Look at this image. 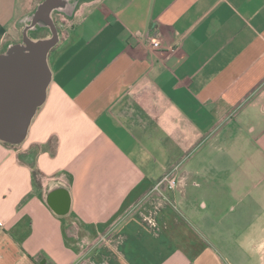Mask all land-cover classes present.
<instances>
[{
  "label": "crops",
  "instance_id": "crops-1",
  "mask_svg": "<svg viewBox=\"0 0 264 264\" xmlns=\"http://www.w3.org/2000/svg\"><path fill=\"white\" fill-rule=\"evenodd\" d=\"M41 1L0 0V52ZM61 1L45 100L0 140V264L264 251V0Z\"/></svg>",
  "mask_w": 264,
  "mask_h": 264
},
{
  "label": "water",
  "instance_id": "water-1",
  "mask_svg": "<svg viewBox=\"0 0 264 264\" xmlns=\"http://www.w3.org/2000/svg\"><path fill=\"white\" fill-rule=\"evenodd\" d=\"M61 0H42L29 16L20 42L10 43L0 52V140L18 145L24 141L32 117L45 100L51 81L48 56L58 41L51 17L62 9ZM36 24L49 27V37L32 39L26 32ZM55 206L62 202L54 201Z\"/></svg>",
  "mask_w": 264,
  "mask_h": 264
},
{
  "label": "rangeland",
  "instance_id": "rangeland-1",
  "mask_svg": "<svg viewBox=\"0 0 264 264\" xmlns=\"http://www.w3.org/2000/svg\"><path fill=\"white\" fill-rule=\"evenodd\" d=\"M62 17L60 14L56 15V19L59 21L57 22L60 30H64L65 26L61 24ZM65 22V21H63ZM21 25H19L20 27ZM23 28L20 29L19 36L17 41L22 40V32ZM39 35H49L50 33H46L45 31L41 33V30L37 33H31V37L35 39V37ZM51 56H49L50 58ZM221 248L222 253L230 259V264H264V251L260 248L259 245L253 246L252 244H235V245H224V246H217ZM230 251L232 255H229L227 252ZM86 264V263H82Z\"/></svg>",
  "mask_w": 264,
  "mask_h": 264
},
{
  "label": "built area",
  "instance_id": "built-area-1",
  "mask_svg": "<svg viewBox=\"0 0 264 264\" xmlns=\"http://www.w3.org/2000/svg\"><path fill=\"white\" fill-rule=\"evenodd\" d=\"M151 49L156 50L160 48L161 44L158 40L154 39L150 43ZM178 180L175 174L172 171H169L165 176L156 183L155 190H160L161 185L166 184L168 189H174L177 186Z\"/></svg>",
  "mask_w": 264,
  "mask_h": 264
}]
</instances>
